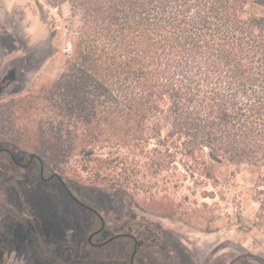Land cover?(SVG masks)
Segmentation results:
<instances>
[{"label": "trees", "instance_id": "16d2710c", "mask_svg": "<svg viewBox=\"0 0 264 264\" xmlns=\"http://www.w3.org/2000/svg\"><path fill=\"white\" fill-rule=\"evenodd\" d=\"M62 3L78 25L61 70L4 112L0 148L36 154L51 174L46 157L83 155L77 169L130 201L139 178L179 165L200 187L243 168L264 225V0Z\"/></svg>", "mask_w": 264, "mask_h": 264}, {"label": "rangeland", "instance_id": "374dc122", "mask_svg": "<svg viewBox=\"0 0 264 264\" xmlns=\"http://www.w3.org/2000/svg\"><path fill=\"white\" fill-rule=\"evenodd\" d=\"M56 1L59 7L53 6ZM77 25V18L70 15L69 5L62 0H0V84L3 83L0 91V141L4 140L1 134L6 126L4 112L13 102L38 91L45 82L55 80ZM7 148L16 151L12 146ZM83 158V155H51L46 160L57 174L79 178L88 186L67 183L75 195L105 217L109 227H133L135 232L149 227L166 234L174 240L171 247L176 248L174 244L177 242L187 250L186 256L194 258L183 257L180 264H264V225L256 219L258 204L253 200L254 177L243 168H222L216 172L222 186L200 187L192 178H178L184 174L179 165L172 176L139 178L138 183L143 187L137 186L141 189L138 193L130 191L137 194L130 201L116 189L101 187L100 181H90L92 177L77 169ZM1 159L0 156V165L3 164ZM232 173L233 176L230 175ZM33 175L35 171L20 172L11 180L9 173L1 170L0 166V218L10 215L9 205L21 206L26 215L33 200L40 206L35 220L24 219L11 228L14 239H9V236L4 240L6 247L16 245L19 238L55 235L65 223L61 205L68 199L60 191V183L55 180L43 184L37 178L32 182ZM166 176L170 177L168 182L171 183L165 185ZM89 185H98V189ZM32 190H36L33 193L35 198L31 196ZM212 196L215 199H211ZM70 208L71 230L66 238L55 236L53 243L43 247L59 252L66 246L65 261L56 255L57 264H100L102 260L115 264L123 259L129 244L124 238L84 252L80 234L72 228L74 220L78 221L82 214L88 218L89 229L92 216L73 204ZM164 213L172 216L173 220L162 217ZM44 245L42 242L41 246ZM32 248L31 242H25L18 252L21 256L12 253L9 257L11 253L7 252L9 256L6 259H11L9 264H34L30 256ZM142 249L145 255L149 252L152 256L151 264H171L168 259L158 257L159 247L154 243H147ZM47 261L48 256L45 255L37 264H47Z\"/></svg>", "mask_w": 264, "mask_h": 264}, {"label": "flooded vegetation", "instance_id": "af4514ba", "mask_svg": "<svg viewBox=\"0 0 264 264\" xmlns=\"http://www.w3.org/2000/svg\"><path fill=\"white\" fill-rule=\"evenodd\" d=\"M2 84H0V91L3 88ZM0 150H4L3 152H0L3 163L0 165L1 170L5 169L9 173V179L13 180L16 175H20V172H28L30 170L35 171V175H33L32 180L30 181L33 182L37 178L43 184H49L50 182L56 180L60 183V191L68 199V201L61 205L63 209L62 213L65 214V223L58 229V233L46 238H39L37 236L33 238H19L16 245L6 247L3 243L4 240L8 239L9 236V239H14V232H11V228L21 224L24 219L27 221L35 220L38 213L37 211H39L38 207H40L39 204H34L35 200L30 203L31 206H29V203L27 202L31 209L27 210L26 215L23 213L21 206L9 205L7 208L10 212V215L6 218H0V264L10 263L11 259H6L9 256L7 255V252L11 253L9 257L13 255L12 253L21 256L22 254H19L18 252L20 251V247L25 242L32 243L33 248L30 251V256L33 257L32 261L34 264H37L39 262V258L45 255L48 256L47 264H57L55 258L56 255L62 256V261H65L63 256H67L66 254L68 253L66 246H63L62 249H59V252L57 250L55 252V250L50 248L46 249L43 247L49 246V243H53L55 236L59 239L66 238L68 231L71 230V204H73L79 210H82L83 212L92 216V220H90L91 227L89 229L87 227L88 218L80 213L79 220H74L72 228L73 231L78 232L77 234H80L81 246L83 247L84 252L90 248H102L116 239L124 238L129 241L128 249L125 251L126 255L123 256L122 260L114 262L115 264H151L152 256L149 254V252L147 255H145L142 249L147 243H154L157 247H159V252L157 253L158 257H161L162 259H168L171 264H180V261L183 257L190 258V260L194 259L193 256H186L187 250H185V248H183V246H181L179 243L176 242L174 244L176 248L174 246L171 247V245H173V239L169 238L164 233L153 231V229H150L149 227H143L140 232H135L133 227H127L126 229L125 227H116L114 229L109 227L105 217L95 208L88 205L87 202L75 195L71 187L65 183L57 173L51 174L49 171L46 172L43 164L41 163L40 157L36 154H22L7 147H1ZM30 155H35L37 158L34 157L31 159ZM5 180H8V178H5ZM14 181L16 183V180ZM26 181L29 180L27 179ZM63 185H65L66 188ZM4 188L7 189V186H4ZM35 191L36 190H32V192H30L32 194L31 196L34 198L35 195H33V193H35ZM70 193L76 198V200L70 196ZM74 212L78 213L77 211ZM44 241H46L45 245ZM42 242L44 246H41ZM100 264L108 263L102 260L100 261Z\"/></svg>", "mask_w": 264, "mask_h": 264}, {"label": "water", "instance_id": "95a60500", "mask_svg": "<svg viewBox=\"0 0 264 264\" xmlns=\"http://www.w3.org/2000/svg\"><path fill=\"white\" fill-rule=\"evenodd\" d=\"M4 150H0V152H3ZM34 157H36L37 158V156H35V155H30V158L31 159H33ZM53 177V176H52ZM51 177V178H52ZM64 187H65V185H63ZM66 188V187H65ZM70 196L73 198V199H75L76 200V198L75 197H73V195L70 193Z\"/></svg>", "mask_w": 264, "mask_h": 264}]
</instances>
